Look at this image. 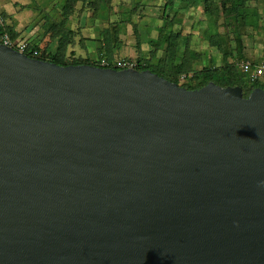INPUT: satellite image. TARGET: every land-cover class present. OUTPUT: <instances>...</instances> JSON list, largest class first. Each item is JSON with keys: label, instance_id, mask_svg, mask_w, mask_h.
<instances>
[{"label": "water", "instance_id": "obj_1", "mask_svg": "<svg viewBox=\"0 0 264 264\" xmlns=\"http://www.w3.org/2000/svg\"><path fill=\"white\" fill-rule=\"evenodd\" d=\"M0 264H264V88L0 44Z\"/></svg>", "mask_w": 264, "mask_h": 264}, {"label": "rangeland", "instance_id": "obj_2", "mask_svg": "<svg viewBox=\"0 0 264 264\" xmlns=\"http://www.w3.org/2000/svg\"><path fill=\"white\" fill-rule=\"evenodd\" d=\"M222 1L224 0H215L217 8L221 9ZM61 3L62 0H0V11L5 15L7 25L10 24L16 32L22 34L17 41L26 37L27 40L40 43L42 48L54 50L55 46L49 33H44L41 26L49 19L61 20ZM190 5L189 9L182 10L181 0H175L174 3L173 0H113L110 13L101 12L100 17L94 18L91 9L79 4L76 15L70 19L68 25L76 32L75 43L70 47L68 55L71 60H97L100 54L105 53L106 56L116 54L122 58L156 62L160 56L163 57L166 48L160 43L159 29L166 23L163 12L164 8L169 6L171 16H177L181 20V23H178L176 17L174 18L176 29L181 30L182 38L189 36L188 43L180 42L179 52H187V55L184 54L187 60L191 54L198 56L196 59L191 57L190 67L202 70L210 65V58H215L216 63L221 65L223 53L211 47L206 31L210 26L212 29L221 27L223 47L235 49L236 44L232 36L234 20H226L221 9L220 16L215 21L204 13L203 4ZM248 5L246 19L242 20L246 25L241 27L244 52L249 56L250 62L264 64V0H249ZM83 26L90 31L83 33ZM117 26L121 30L120 36L116 38L113 34V41L108 44L104 41L102 33H114ZM234 54L237 57L236 51ZM180 61L182 60L177 57L172 60L173 63Z\"/></svg>", "mask_w": 264, "mask_h": 264}, {"label": "trees", "instance_id": "obj_3", "mask_svg": "<svg viewBox=\"0 0 264 264\" xmlns=\"http://www.w3.org/2000/svg\"><path fill=\"white\" fill-rule=\"evenodd\" d=\"M175 0H173L174 3ZM183 3L182 10H187L191 7L190 4L195 6L203 4L204 13L213 20H217L220 16V10L222 9L223 16L226 20L232 22L234 20L232 36L234 37V42L236 44L235 49H226L223 47L222 34L220 28L212 29V26L206 31L207 39L211 43V47H214L218 51L223 53V61L221 65L216 63L215 58H210V65L205 66L202 70H194L190 66L191 57H198L197 54H191L189 59L184 57V54L187 55V52H179L180 42L187 41L189 42V36L182 38L181 30L176 29V21L181 23V20L177 16H171L169 12V6L164 8L163 16L165 24L159 29L160 32V43L166 48L163 51V57L161 56L157 59L156 62H149L146 59H139V71L150 70L153 73L167 79L170 82L176 83L179 86L185 87L188 90H197L200 89L209 83L213 82L216 85L226 88V87H236L239 86L243 89V95L245 98H248L251 92L256 88H264V83L262 81L252 82L240 69L239 63L242 61L248 60L249 56L245 55V47L243 44V37L241 33V27L245 26L246 23H242V20L245 21L247 16V9L249 7V0H224L221 3V9L217 8L215 5V0H181ZM113 0H62L61 3V20L54 21L48 20L41 27L44 30V33H49L50 39L53 41L55 49L49 50L48 48H42L40 43L34 42L35 40H27L29 42V50L27 55L30 58H35L47 62H52L60 66H70V65H91L98 66V61L103 57L111 59L113 57H120L116 54L107 55L105 53L100 54L97 60H80V59H70L68 55L69 49L75 43L76 32L74 29L69 28L70 19L76 15V10L79 4L86 5L91 9L94 14L93 17H100L101 12L112 11ZM185 4V5H184ZM1 12V11H0ZM2 13V12H1ZM5 17V15L2 13ZM6 19V18H5ZM9 21V19H8ZM7 24V23H6ZM173 27L175 30H173ZM122 29V28H121ZM6 30L10 33L12 38L15 40L22 34L16 32L13 29V26L6 25ZM81 30L78 31L80 33ZM113 34L116 38L120 36L121 30L120 27H115V32L111 33L109 31H104L102 35L104 36V41L111 44L113 41ZM231 35V34H230ZM25 39V38H21ZM103 41V40H102ZM104 43V42H103ZM187 46V45H186ZM103 51V49L101 50ZM234 51L237 53V57L234 55ZM35 52L37 54L35 55ZM181 53L183 55H181ZM177 58L181 59L179 63H173L172 60ZM231 59H233L231 61ZM172 66V67H170ZM182 76H186V81L181 80Z\"/></svg>", "mask_w": 264, "mask_h": 264}, {"label": "built area", "instance_id": "obj_4", "mask_svg": "<svg viewBox=\"0 0 264 264\" xmlns=\"http://www.w3.org/2000/svg\"><path fill=\"white\" fill-rule=\"evenodd\" d=\"M6 19L0 12V44L17 50L20 53L26 54L29 50V42L27 39L14 40L10 33L6 30ZM37 52H35V55ZM99 68L115 69V70H138L139 62L135 59L113 57L111 59L103 57L98 61ZM242 72L252 81H264V64H255L249 60L239 63ZM186 76H182L181 80L186 81Z\"/></svg>", "mask_w": 264, "mask_h": 264}, {"label": "crops", "instance_id": "obj_5", "mask_svg": "<svg viewBox=\"0 0 264 264\" xmlns=\"http://www.w3.org/2000/svg\"><path fill=\"white\" fill-rule=\"evenodd\" d=\"M84 27V28H83ZM83 27H81L82 28V32L83 33H85L86 31H90V29L89 28H87V27H85V26H83ZM89 33H91V32H89ZM91 35V34H90ZM92 36V35H91ZM26 38V37H25ZM95 38V37H94Z\"/></svg>", "mask_w": 264, "mask_h": 264}]
</instances>
